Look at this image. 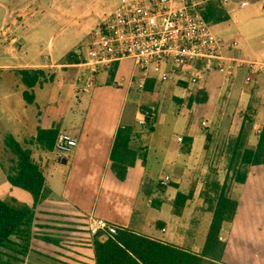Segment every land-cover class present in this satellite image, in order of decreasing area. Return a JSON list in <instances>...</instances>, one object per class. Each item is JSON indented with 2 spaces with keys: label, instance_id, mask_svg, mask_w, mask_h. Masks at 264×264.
Returning a JSON list of instances; mask_svg holds the SVG:
<instances>
[{
  "label": "crops",
  "instance_id": "obj_1",
  "mask_svg": "<svg viewBox=\"0 0 264 264\" xmlns=\"http://www.w3.org/2000/svg\"><path fill=\"white\" fill-rule=\"evenodd\" d=\"M41 1L0 0V35L9 40L4 43V55L0 56V72L4 69L3 73H7L6 69L13 68L42 69L54 77L35 87L34 103L28 104L23 95L25 86L15 80L16 87H13L8 72L3 75L0 109L18 117L24 133H31L35 128L36 132L39 129L66 132L78 139V146L59 160L53 151H45L36 140L25 144L23 139H18L33 151L45 175V188L35 208L31 250L22 264H97L95 236L89 230L94 218L104 219L119 230H129L162 245L201 256L213 219V212L202 197L210 174L207 158L230 160L232 144L243 127L246 110L253 118L248 144L257 146L264 126V70L251 73L247 65L233 76L214 74L204 90L209 95L208 101L194 103L190 108L186 98L194 94L175 84H165L166 93L173 86L185 88L187 93L183 96L171 95L175 100H183L182 104L176 101L160 107L139 106L131 91L135 72L131 60L121 62L115 76L110 70L91 76V86L87 87L85 69L66 63L67 55L78 50L83 37L76 44L61 40L54 46L50 41H43L42 23L48 17L62 19L65 13L61 14L54 0L47 8ZM245 2L247 5L243 7ZM225 7L230 18L217 24L224 26L222 32L236 35L243 28L245 32L244 35L241 32L244 45H239L234 52L236 56L264 65V26L260 24V19H264V0H230ZM246 15L247 21L243 22ZM66 30L67 27H61L54 36ZM219 36L228 42L236 40ZM14 43L20 45L22 52L11 49ZM249 75L253 79L247 83ZM158 88L155 93L149 92L152 101L160 96ZM234 100L237 102L229 107V120L222 118L226 106ZM131 103L137 114L125 123L126 108ZM143 107L156 111L155 119L145 125L137 122L141 120ZM27 111H32L30 119L26 117ZM203 121L209 126L204 128L210 132V140L200 126ZM122 126H136L141 132L132 141L131 147L139 155L129 167L125 180H120L112 170V152ZM150 126L153 131L146 129ZM158 127L170 129L160 144L164 148L160 160L152 154ZM186 139L191 142L188 150ZM221 143L229 145L222 152ZM153 160L156 166L152 165ZM218 173L223 183L228 170L225 175L220 170ZM165 176H170L171 181L162 186L160 182ZM5 177L7 184L1 187L3 196L6 191L12 193L13 188L21 189L12 186ZM179 193L192 195L180 210L176 206ZM231 194L239 205L233 221L223 224L220 239L225 249L221 259L214 262L264 264V165L252 166L247 181L234 184ZM19 200L30 206L34 204L32 195ZM203 219L207 231L201 239L197 229Z\"/></svg>",
  "mask_w": 264,
  "mask_h": 264
},
{
  "label": "trees",
  "instance_id": "obj_2",
  "mask_svg": "<svg viewBox=\"0 0 264 264\" xmlns=\"http://www.w3.org/2000/svg\"><path fill=\"white\" fill-rule=\"evenodd\" d=\"M203 13L212 25L230 18L226 7L219 0L207 2ZM81 61L78 51L71 52L66 58V63L70 64H78ZM117 68L118 65L115 64L110 70L112 76H115ZM16 74L26 88L25 100L28 104H33L35 87L43 85L50 78L42 69H22L17 70ZM158 85L155 79L150 80L146 91L155 93ZM208 99V93L200 90L189 98L187 106L190 108L194 103H204ZM176 101L180 104L183 102L179 99ZM141 113H143L142 110ZM142 116L147 119V123H151L156 117V111L151 114H142ZM252 125L253 118L248 120L245 118L240 133L234 139L225 181L221 183L218 176L209 175L205 184L202 197L213 212V219L201 256L174 246L162 245L129 230H119L114 238L102 233L95 235L94 250L97 264H216L214 261L221 259L225 249V244L220 239L223 224L233 221L239 205L238 201L232 198V184H244L252 166L264 165V126L258 144L253 148L248 144ZM137 129L136 126H122L118 130L112 152V170L120 180L126 179L129 167L135 164L139 155L131 147L132 141L141 133ZM146 129L154 130L152 126ZM58 134L57 130L39 129L36 141L45 151L52 152ZM207 138L210 140L211 135ZM5 143L16 156L13 172L7 175L8 181L12 186L29 192L33 196L34 204L30 206L20 204L14 199L12 202L0 199V264H22L31 250L35 208L45 188V175L33 157L32 150L21 145L12 135L6 137ZM189 143H191L190 140H187L186 150L190 149ZM191 196L179 193L176 198L177 208L179 210L183 208Z\"/></svg>",
  "mask_w": 264,
  "mask_h": 264
},
{
  "label": "built area",
  "instance_id": "obj_3",
  "mask_svg": "<svg viewBox=\"0 0 264 264\" xmlns=\"http://www.w3.org/2000/svg\"><path fill=\"white\" fill-rule=\"evenodd\" d=\"M209 1L121 0L91 33L86 54L78 52L82 61L77 66L85 69L86 86H91V76L125 60L135 65L132 88L144 94L153 79L163 85L183 86L195 94L207 89L214 74L233 76L247 65L251 73L263 71V64L236 56L239 41L228 42L214 31L203 13ZM220 2L227 6L230 0ZM252 79L249 75L247 83ZM140 123L147 122L141 119ZM203 126L209 127L206 121ZM77 146V138L60 132L53 153L62 160ZM170 181L171 177L165 176L160 184L166 186ZM89 230L94 236L102 233L111 238L119 233L117 226L101 218L92 219Z\"/></svg>",
  "mask_w": 264,
  "mask_h": 264
},
{
  "label": "rangeland",
  "instance_id": "obj_4",
  "mask_svg": "<svg viewBox=\"0 0 264 264\" xmlns=\"http://www.w3.org/2000/svg\"><path fill=\"white\" fill-rule=\"evenodd\" d=\"M56 3V6L60 7L62 10V13H65L64 16H61L62 19H53V17H48L47 20H45L42 25L40 26V31L42 33V39L44 42L48 43L49 41L56 46L61 40H67L69 41V43L72 44H76L77 42L82 41V37H83V41L79 44L78 46V52H82V54H86L87 52V47L88 44L90 42V39L92 38V32L96 29L97 25L102 21L103 18H105L106 16H108L109 14H111L113 12V10L120 4L121 0H54ZM54 2L53 0H42L41 1V5L45 6V8L50 7L51 5H53ZM40 5V6H41ZM247 12V10H246ZM52 18V19H51ZM243 22L247 21V15L242 19ZM70 21V22H69ZM258 21L255 20V24ZM72 22V23H71ZM260 24L262 26H264V19H260ZM239 26V25H238ZM245 26H247V24H245ZM61 27H67V30L65 32H61L59 33L57 36H54ZM224 26L221 25H213V29L214 31L219 35H224L226 37H229V39H236L237 41H239L241 44V46L243 47L244 43L241 42V37L242 33L243 35L245 34L244 32V28L242 29V33L240 31H238L236 33V35H226L225 33L222 32V28ZM82 33L84 34V36H82ZM235 40V41H236ZM0 41H1V45H0V56L4 55V43L8 42L9 40H6L4 35L1 34L0 35ZM43 42V43H44ZM11 49H14V51L16 52L23 50L20 45H18V43H14L11 44ZM25 51V50H24ZM22 52V51H21ZM10 54V53H9ZM11 56V55H9ZM2 64V63H0ZM135 67V65H134ZM28 69V68H27ZM2 72H0V91L1 88L4 85V78L3 75L5 74H10V79L12 82V86L16 87V84L14 83L15 80L17 82V84L19 85L18 82H21V78L18 77V75L16 74L17 70H22V69H6L7 73H3L4 69H1ZM80 74H82L80 72ZM47 77H50V79L52 78L53 74H51L50 71H48V73L46 74ZM81 75H79L78 77H80ZM22 83V82H21ZM162 85V84H160ZM39 86V85H38ZM37 86V87H38ZM166 85L160 86L158 88V90H160V96H158L157 99L155 100H151V94H144L141 92H138L135 89H132L131 91L135 94L136 98L138 99V105H150V104H154L158 107L160 106H167L166 104H170L172 102H176L175 97L173 98V96H171L173 93H175L177 96H183L184 94L187 93L186 89L183 87H171V89L169 90L168 93H166L167 91L165 90ZM19 87V86H18ZM174 88V90L172 89ZM26 89V88H25ZM24 89V91H25ZM21 91V90H19ZM24 95V92H23ZM191 97V96H190ZM189 95L187 96L186 100L187 102L189 101ZM2 98L3 95L2 93H0V104L2 102ZM237 100H234L232 102L228 103V106H226V110H224V113L222 114V118H228L230 117V109L229 107H234L236 105ZM15 105L18 106V100L15 99L14 101ZM36 106H32L30 108H35ZM139 108V107H138ZM224 109V108H223ZM31 112L32 111H27V113H29V115H27L26 113V117L29 116V119L31 118ZM137 110L134 107V104L131 103L127 106L126 108V112H125V123L128 122L129 120L133 119L134 115H136ZM42 113H44L42 111ZM141 113V111H140ZM251 112H248L247 110L245 111V113L243 112V115L245 116V118L251 119L252 116L249 115ZM142 114V113H141ZM227 114V115H226ZM34 115V114H33ZM144 115V114H143ZM172 116V114H171ZM141 119H145L147 120L145 117H143L142 115L140 116ZM19 121L20 119L16 116H11L10 114H7L6 112L2 111L0 109V174H2L1 179H0V199L3 200H7L9 202H12L13 199L17 200L18 203L20 204H27V202H22L21 199L22 197H30L31 195L21 189L18 188H13V192L8 193L6 191V194L3 196L2 193V186H6L7 182H6V177L9 173L13 172V167L15 165L14 159L16 158L15 154L12 153L9 148L6 146V137L8 135H12L15 137V139L20 142V138L24 140L25 144H30V142H34L37 139V135L38 132H36V128L32 130L31 133H24L23 130L19 127ZM140 123V120L137 121ZM142 125V124H141ZM200 126L203 130V132L207 135L210 134V132L208 130H205L204 126L202 125V122L200 123ZM169 128H163V127H158V129L156 130L155 133V137H156V145H155V151H153V155L157 156V158L160 160L161 157L163 156L162 154L164 153V148L162 147L163 142V135H168L169 132ZM15 134H17L18 137H16ZM37 133L36 137L35 134ZM171 134V132L169 133V135ZM202 135V134H201ZM19 139V140H18ZM226 142V141H224ZM227 143H221L219 144V146H221L220 148V152H222L223 149H227ZM229 146V145H228ZM25 148H27L24 145ZM33 152V151H32ZM36 160V159H35ZM155 160V159H154ZM153 160V166H156L157 164L154 162ZM229 160L228 159H214V158H207V165L208 168L210 169V176H218V170H220V173L225 175L226 174V170H228L229 168ZM5 174V175H4ZM5 184V185H4ZM234 186V184H232V187ZM2 193V194H1ZM19 196L20 198L18 199ZM201 226L200 229H197V231L199 232V237L201 239H203V236L205 235L206 230V221L203 219L200 222ZM206 230V231H205Z\"/></svg>",
  "mask_w": 264,
  "mask_h": 264
},
{
  "label": "water",
  "instance_id": "obj_5",
  "mask_svg": "<svg viewBox=\"0 0 264 264\" xmlns=\"http://www.w3.org/2000/svg\"><path fill=\"white\" fill-rule=\"evenodd\" d=\"M142 111H143V114H151L153 111H152V109H150V108H147V107H143L142 108Z\"/></svg>",
  "mask_w": 264,
  "mask_h": 264
}]
</instances>
